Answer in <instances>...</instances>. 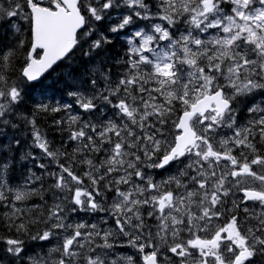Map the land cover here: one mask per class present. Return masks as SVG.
<instances>
[{
	"label": "snow or ice",
	"instance_id": "snow-or-ice-1",
	"mask_svg": "<svg viewBox=\"0 0 264 264\" xmlns=\"http://www.w3.org/2000/svg\"><path fill=\"white\" fill-rule=\"evenodd\" d=\"M0 264H264V0H0Z\"/></svg>",
	"mask_w": 264,
	"mask_h": 264
}]
</instances>
